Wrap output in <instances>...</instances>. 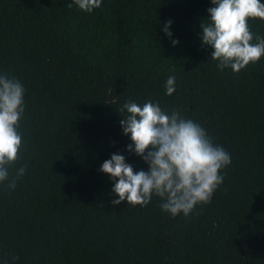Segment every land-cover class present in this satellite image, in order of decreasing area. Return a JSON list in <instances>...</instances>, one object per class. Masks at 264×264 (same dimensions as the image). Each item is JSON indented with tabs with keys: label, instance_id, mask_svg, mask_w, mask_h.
<instances>
[{
	"label": "trees",
	"instance_id": "trees-1",
	"mask_svg": "<svg viewBox=\"0 0 264 264\" xmlns=\"http://www.w3.org/2000/svg\"><path fill=\"white\" fill-rule=\"evenodd\" d=\"M212 6L102 0L87 13L73 0H0V74L25 89L10 172L26 165L14 190L0 184V264H264V57L219 69L201 44ZM249 27L264 38V21ZM129 100L178 110L230 154L210 203L187 217L156 196L110 203L114 182L99 169L111 154L147 170L126 150Z\"/></svg>",
	"mask_w": 264,
	"mask_h": 264
},
{
	"label": "clouds",
	"instance_id": "clouds-1",
	"mask_svg": "<svg viewBox=\"0 0 264 264\" xmlns=\"http://www.w3.org/2000/svg\"><path fill=\"white\" fill-rule=\"evenodd\" d=\"M80 10L91 13L101 7L102 0H73ZM207 22L201 23V44L212 48L211 58L221 70L231 68L239 72L250 63L264 57V38L255 35L249 21H264L261 0H211ZM73 5L68 4L71 8ZM169 20L163 28L171 37ZM255 41V42H254ZM178 41L173 40L175 45ZM166 95L175 91V76H169ZM23 84L15 77L0 74V184L14 190L26 165L10 169L20 158L23 137L18 130L24 114ZM126 112L120 119L122 134L131 143L126 150L140 157L147 170L134 171L125 156L113 153L99 171L113 181L110 203L126 202L133 206H147L153 196L162 201V211L176 217L188 216L198 204H208L223 183L221 169L231 163L230 154L215 145L212 138L196 122L186 119L178 110H163L159 101L143 105L129 100L120 109ZM121 117V116H120ZM19 257L13 256L12 260Z\"/></svg>",
	"mask_w": 264,
	"mask_h": 264
}]
</instances>
